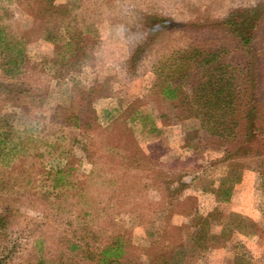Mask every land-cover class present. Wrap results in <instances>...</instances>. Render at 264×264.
<instances>
[{"label": "rangeland", "instance_id": "1", "mask_svg": "<svg viewBox=\"0 0 264 264\" xmlns=\"http://www.w3.org/2000/svg\"><path fill=\"white\" fill-rule=\"evenodd\" d=\"M261 2L55 0L48 8L36 0H0L5 41L23 52L20 71L11 81L26 92L10 102L2 100L4 96L0 100V113L13 116L11 152L0 160V209L14 205V191L26 187L30 194L26 200L16 197L10 237L21 248L10 264H55L63 251L57 244L61 233L68 222L75 227L80 205L63 198L50 206L47 184L41 182L55 157L74 181H86V208L102 213L94 226L128 240L124 249L142 263L172 253L182 258L180 264H264L263 171L222 161V144L203 132L206 117L152 134L134 120L138 113H149L158 126L163 123L166 103L151 95V87L153 68L164 55L187 46L215 45L220 32L214 23ZM161 19L193 26L153 37L149 32ZM69 39L80 51L73 59L76 64L63 68L60 76L52 61L64 54L61 46ZM3 61L6 58L0 57ZM177 95L190 92L182 88ZM82 98L93 112L95 131L80 138L78 130L51 120L58 107L71 108ZM101 132L109 134L106 139ZM89 138L87 158L81 144H88ZM108 142L124 143L128 153L123 148L121 154L106 150ZM136 152L150 158L149 169L143 164L128 167L127 161L120 167L123 154L129 159ZM226 178L233 184L228 200L216 192ZM216 212L196 248L197 223ZM230 214L242 216L251 229L236 228Z\"/></svg>", "mask_w": 264, "mask_h": 264}, {"label": "trees", "instance_id": "2", "mask_svg": "<svg viewBox=\"0 0 264 264\" xmlns=\"http://www.w3.org/2000/svg\"><path fill=\"white\" fill-rule=\"evenodd\" d=\"M55 0H36L39 6L50 8ZM48 9H45L46 12ZM183 27H192V24L173 23L169 20H160L158 27L149 33L155 37L163 31L179 30ZM213 26L220 32V41L215 45L187 46L172 50L164 55L154 66L155 81L151 87V95L160 97L166 103V113H161L163 123L158 126L149 113H138L134 120H138L141 129L146 133H159L161 128L167 125H178L182 121L190 119L202 120L206 117V128L203 131L208 136L219 141L223 146L222 161L233 165H253L263 171L264 186V0L254 7L239 8L231 12ZM0 28V57L6 61L0 62V100L10 102L21 94H26L23 85L11 81L20 71L23 60V52L9 41ZM70 39L62 46V53L53 59V65H57V73L61 76L62 69L69 70L76 64L74 58H78V46H74ZM64 77V76H62ZM187 88L189 95L178 97L180 89ZM85 96V94L83 93ZM82 98L80 102L68 109L58 107L51 120L52 124L64 127H72L79 131V137H86L95 131L92 117L93 112L89 104ZM163 119V120H162ZM165 120V122H164ZM110 127H107L109 131ZM13 116L8 113H0V160L6 152H11L13 144ZM99 135L106 139L103 132ZM91 139L88 144H81L82 152L86 157L90 156ZM77 142L79 140L77 139ZM92 142V141H91ZM81 143V142H79ZM106 150L116 151L127 149L124 143H104ZM121 156L120 167L124 162L128 167L141 168V164L150 168V158L141 153H134L129 159ZM140 156H138V155ZM138 156V157H137ZM112 162V161H111ZM49 169H45L41 175V182L47 184V194L50 206L56 205L64 198L75 199L77 209L73 222H68L65 233H61L58 246L62 247L61 255L54 260L55 264H145L133 254L129 255L124 249L127 241H122L119 234L108 232L105 227L94 225L96 220L102 219V213H91L86 207L88 198L84 192V179L76 181L70 177V172L65 166H61L59 158L49 163ZM226 178L219 189L224 200H228L233 184ZM19 190H21L19 192ZM13 192L14 205L16 197L25 198L30 195L25 188ZM71 192V193H70ZM8 204L0 209V264H10L20 251L17 240L10 237L14 217L17 209ZM103 216L108 217L105 209ZM218 213H210L197 223L195 239L196 248L204 240L209 222L215 219ZM229 221H237L236 228L244 230L251 227L244 224V218L237 214H230ZM227 218V219H228ZM230 224H226L229 226ZM244 228V229H243ZM203 235V236H202ZM194 238V236H193ZM180 247L179 249H181ZM182 250V249H181ZM195 250V249H194ZM38 261L37 264H42ZM182 258L177 254L154 256L149 264H180Z\"/></svg>", "mask_w": 264, "mask_h": 264}]
</instances>
